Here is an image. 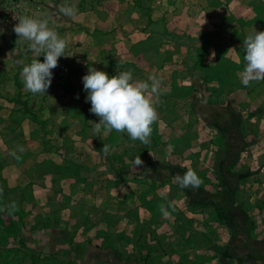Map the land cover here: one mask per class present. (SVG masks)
Returning a JSON list of instances; mask_svg holds the SVG:
<instances>
[{"label": "rangeland", "instance_id": "1", "mask_svg": "<svg viewBox=\"0 0 264 264\" xmlns=\"http://www.w3.org/2000/svg\"><path fill=\"white\" fill-rule=\"evenodd\" d=\"M209 1L75 0L69 18L66 0H0V264H231L216 251L234 238L225 221L264 212V89L241 83L243 40L264 27ZM23 15L69 41L46 94L21 80L34 58L13 31ZM89 67L161 81L149 144L94 136ZM188 168L196 190L176 181Z\"/></svg>", "mask_w": 264, "mask_h": 264}, {"label": "clouds", "instance_id": "2", "mask_svg": "<svg viewBox=\"0 0 264 264\" xmlns=\"http://www.w3.org/2000/svg\"><path fill=\"white\" fill-rule=\"evenodd\" d=\"M57 11L65 17H73L77 13L75 0H66ZM14 18L18 20L13 26L17 39L34 53L31 62L22 65L20 76L24 88L33 95L46 94L53 77L52 70L58 66V59L72 55H65L69 41L60 36L48 17L23 15ZM243 45L241 83L249 87L252 82L264 81V30L253 28L245 36ZM41 54L43 61L37 59ZM82 81L83 89L87 92L85 99L91 103L90 112L99 117V122H94V136L102 130H115L127 134L133 141L139 140L145 145L151 142L152 125L158 120L156 104L162 86L155 75H151L147 81H141L134 80L131 69L110 76L106 71L89 67ZM102 149L107 155L109 146L103 145ZM10 155L20 158L15 151ZM133 162L136 167L144 163L139 155L135 156ZM176 181L182 189L196 190L202 184L201 178L192 168H188L182 176L178 174ZM15 207L13 203L11 208L15 210ZM167 207L175 211L171 204ZM159 209L164 215L170 214L165 204L159 205Z\"/></svg>", "mask_w": 264, "mask_h": 264}, {"label": "crops", "instance_id": "3", "mask_svg": "<svg viewBox=\"0 0 264 264\" xmlns=\"http://www.w3.org/2000/svg\"><path fill=\"white\" fill-rule=\"evenodd\" d=\"M190 1L188 6L191 9L199 5L200 10L204 4L210 3L209 0ZM212 1L217 5L216 0ZM224 6L231 11H245L247 18L240 22L232 21L231 25L240 26L245 23L243 21H252L256 26L264 27V0H225ZM251 85H261L264 89V81L252 82ZM232 215L225 223L234 230V238L226 246H216V251H220L222 257L228 256L231 264H264V212L240 211Z\"/></svg>", "mask_w": 264, "mask_h": 264}, {"label": "trees", "instance_id": "4", "mask_svg": "<svg viewBox=\"0 0 264 264\" xmlns=\"http://www.w3.org/2000/svg\"><path fill=\"white\" fill-rule=\"evenodd\" d=\"M224 149V146H221L220 150L218 151V153H216L214 157V165L216 168L219 167L220 161L224 158Z\"/></svg>", "mask_w": 264, "mask_h": 264}]
</instances>
